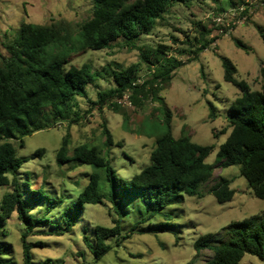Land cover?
Returning <instances> with one entry per match:
<instances>
[{
    "label": "rangeland",
    "instance_id": "1",
    "mask_svg": "<svg viewBox=\"0 0 264 264\" xmlns=\"http://www.w3.org/2000/svg\"><path fill=\"white\" fill-rule=\"evenodd\" d=\"M93 12L94 0H0V53L7 54L5 43L16 35L22 22L41 25L63 23L78 30L93 16ZM199 24L212 30L206 37L208 47L201 52H197L195 41L203 33ZM257 25L264 27V0H194L188 5L175 2L167 7L148 34L136 39L135 46L119 41L100 50L73 53L70 64L80 67L87 63L92 71L100 72V76L87 87L86 96H77L79 104L74 110L79 111V122L71 121L75 119V114H71L69 121H57L53 126L25 136L23 147L12 140L20 156L32 157L38 149H44L41 155L24 163L20 170L31 176L29 188L44 186L54 193H64L66 197L73 198L86 186L93 170L91 165L80 164L76 160L63 164L57 161V152L64 137L69 140V157L80 144L96 145L107 158L112 159L119 177L131 179L150 162L151 151L167 112L165 106L171 112L175 137L185 126L194 142L216 145L207 158V162L213 163L220 144L231 131L228 128L226 133H221L224 127H228V106L241 95L236 86L224 79L221 57L231 59L237 68L236 78L245 80L251 89L261 90L264 85L261 74L264 41ZM233 37L241 39L249 50L239 48ZM158 45L167 46L168 57L184 62L174 70L171 82L158 92L164 97L165 104L151 96L150 85L144 89L145 94L138 96L139 104L132 101L130 91L121 98L110 100L102 109L93 104L99 91L114 86L112 71L115 69L136 65V83H147L152 78L153 68L141 59L140 47L155 48ZM157 85L161 86L159 82ZM209 100L217 106L218 117L215 119L209 118ZM106 128L111 131L114 142L109 149L104 147ZM219 175L232 179L231 186L236 191L232 200L218 202L209 191L215 181L210 179L200 186L197 195H186L183 203L166 209L169 212L174 210L169 215L170 220L161 214L149 220L152 223L169 221L176 224L179 237L171 231H135L128 238L121 236L108 240L113 248L96 260L84 239L87 235L85 228L90 234L96 225L112 227L115 219L122 217V233L126 235L133 223L147 214L145 208L141 214L128 202L121 206L119 216L113 203L105 198L100 203L86 204L83 215L70 232L59 234L48 226L36 228L27 238L35 243L33 260L35 264L43 261L52 264H205L204 260L212 255V251L202 250L196 258L193 243L198 236L208 232L224 235L231 222L264 211V200L254 196L247 179L240 175L239 166L223 168L218 162L214 176ZM11 190L10 185L0 186V201ZM43 210L44 207H36L33 212L41 215ZM139 225L138 229L148 222ZM2 230L5 233L2 240L6 244V257L12 264H24L21 234L25 228L16 212L2 224ZM90 239L93 240L92 235ZM241 264H264V259L245 254Z\"/></svg>",
    "mask_w": 264,
    "mask_h": 264
},
{
    "label": "trees",
    "instance_id": "2",
    "mask_svg": "<svg viewBox=\"0 0 264 264\" xmlns=\"http://www.w3.org/2000/svg\"><path fill=\"white\" fill-rule=\"evenodd\" d=\"M192 1L94 0L93 16L78 30L63 23L41 25L22 22L16 35L5 43L7 54L0 53V186L10 185L12 190L0 201V264H12L6 257L2 224L15 212L25 228L21 234L24 264H35L32 253L35 243L27 238L36 228L48 226L59 234L70 232L79 222L86 204L100 203L105 198L113 203L119 216L123 205L128 202L141 214L145 208L147 214L133 223L126 235L122 233V217L115 219L112 227L96 225L90 234L85 228L87 235L84 239L96 260L113 248L108 240L114 237L128 238L135 231H171L178 236L176 224L169 221L152 223L149 220L157 214L170 220L169 215L174 210L169 212L166 209L183 203L186 195H197L200 186L210 179L215 181L209 191L218 202L232 200L236 193L231 186L232 179L214 176L218 162L223 168L239 166L240 175L247 179L254 196L264 200V85L261 90H253L245 80L237 79L235 64L224 56L221 57L224 79L236 86L241 95L228 106V127H224L221 133H226L228 128L231 131L220 144L213 163L207 162V158L216 145L194 142L185 126L175 137L171 112L165 106L167 112L151 151L150 162L131 179L119 177L112 159L107 158L96 145L80 144L69 157L68 137H64L57 152L58 163L76 160L93 168L88 183L76 197L54 193L44 186L30 189L31 176L20 172L24 163L41 155L44 149H38L34 157L20 156L12 140L23 147L25 136L53 126L57 121L68 120L71 114H75L71 121H80L79 111L74 110L79 104L77 96L87 95V87L95 83L100 72L92 71L87 63L80 67L70 64L73 53L100 50L119 41L135 46L136 39L151 31L167 7L175 2L188 5ZM199 25L203 33L195 39L197 52L208 47L206 37L212 32L210 28ZM257 28L264 41V27L257 25ZM233 40L239 48L249 50V46L238 37H233ZM166 48V45L140 47L141 59L153 68L152 78L139 85L136 83V65L115 69L112 71L114 86L99 91L93 104L102 109L110 100L123 97L127 91L132 92V101L139 104L138 96L145 94L147 85L151 86V96L165 104L164 97L158 92L171 82L174 70L184 63L168 57ZM261 74L264 76V67ZM158 82L161 86L157 85ZM208 105L209 118L215 119L218 117L217 106L210 100ZM104 132V147L109 149L114 144L112 133L107 128ZM214 136L218 137L216 132ZM36 207H44L41 215L33 212ZM144 222L148 225L138 229ZM90 235L93 236L92 241ZM193 246L196 258L202 250L212 251V255L204 260L205 264H241L245 254L264 259V211L231 222L224 235L218 232L202 234ZM38 264L52 263L43 261Z\"/></svg>",
    "mask_w": 264,
    "mask_h": 264
}]
</instances>
